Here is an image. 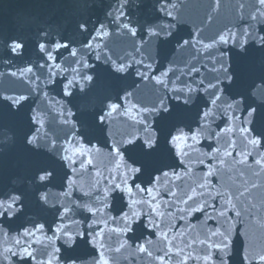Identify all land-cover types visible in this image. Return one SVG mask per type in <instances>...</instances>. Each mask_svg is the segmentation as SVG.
Returning a JSON list of instances; mask_svg holds the SVG:
<instances>
[{
  "label": "water",
  "instance_id": "obj_1",
  "mask_svg": "<svg viewBox=\"0 0 264 264\" xmlns=\"http://www.w3.org/2000/svg\"><path fill=\"white\" fill-rule=\"evenodd\" d=\"M257 9L264 11L259 0H0V199L19 195L22 200L13 216H0V264H66L69 257L77 264H220L222 253L209 247L219 241L211 236L218 228L229 230L228 264H264L259 259L264 256V143L253 146L251 136L240 132L243 103L227 109V103L241 99L239 92L247 93L253 106L264 104V52L252 41L243 57L231 40L203 48L229 31L264 35V16ZM101 24L107 34L97 36ZM155 26H167L171 35H150L148 28ZM14 41L23 45L17 52L11 50ZM57 42L67 50L54 49ZM41 43L54 59L40 51ZM221 53L228 63L251 69L243 81L225 87L229 82L214 71ZM120 64L127 70L117 71ZM29 67L31 72H23ZM84 75L93 80L81 90ZM218 79L222 99L213 105L218 90L208 85ZM69 80L71 95H65ZM187 88L196 90L187 93ZM21 95L27 97L23 107L10 108L5 97ZM161 99L177 108L175 119L157 126V116L140 110L158 107ZM109 103L119 107L101 123L96 117L109 112ZM209 109L212 115L201 120ZM141 120L161 139L170 129H184L187 155L162 147L148 158L143 174H130L125 185V165L144 157L125 151L130 146L122 142L136 136L143 143ZM37 128L39 148L24 139ZM192 132H198L195 141ZM41 168L53 173L46 181L38 179ZM137 184L151 192L137 190ZM133 212L129 231L121 216ZM37 225L44 227L36 231ZM25 229L32 235L24 236ZM64 232L72 236L71 246ZM22 246L33 257L13 255ZM141 246L145 251L138 250Z\"/></svg>",
  "mask_w": 264,
  "mask_h": 264
},
{
  "label": "snow or ice",
  "instance_id": "obj_2",
  "mask_svg": "<svg viewBox=\"0 0 264 264\" xmlns=\"http://www.w3.org/2000/svg\"><path fill=\"white\" fill-rule=\"evenodd\" d=\"M259 5L262 9H264V0H259ZM174 7V6H173ZM160 11H165V8L162 7L160 9ZM257 11L259 12V14L261 16H264V11H260V9H257ZM167 15L171 16L172 12L171 11H167L166 12ZM121 15H123V13H121ZM119 19V17L117 18ZM253 19H256L255 16H253ZM81 28L84 27L83 24L80 25ZM123 28H128L129 25L128 24H124L122 25ZM167 26H155V27H149L148 28V32L150 35L153 36H160V35H171L170 32L165 31V28ZM104 28V25L101 24L100 28L97 30V36H100L101 34L106 35L107 33L102 32ZM159 28V31L157 30ZM131 32L133 35H135L136 33V29H131ZM231 40L232 43L234 44H238L239 48H240V53L238 55H240L241 57L246 56L247 52H248V47H251V45L249 44V41H252L254 44L259 46V50L261 52H264V35H260L258 33H255L254 31H249L248 29H245L242 33V35L238 36L236 33H232L231 31L228 32L227 35L225 34H220L218 37L217 41H213L212 44H203V48L204 49H208L211 47H214L217 43H222V44H227L229 43V41ZM190 42L188 40H184L183 44L187 45ZM246 45L248 47H246ZM89 45H85V47H88ZM23 47V45L21 43L18 42H13L11 45V50L12 52H17L18 50H20ZM54 49H60V48H64L65 50H67L68 45L67 44H61L59 42H57L54 46ZM39 48L41 52H45L47 54V58L49 60L54 59L52 52L47 50V46L44 43L39 44ZM72 56L76 55V49H72L71 53ZM226 54L225 53H221L220 56V61H219V68L218 69H214V71H218L220 73V78L224 81H228L229 84L225 85V87H229L231 85H236L238 83H240L241 81H243L246 76L249 74V72L251 71V69L246 66L243 63H238L235 60L232 63H228L227 60L225 59ZM137 63H142V62H137ZM85 68L89 67V65H87L86 63L83 65ZM43 67V66H42ZM57 67H59V65H57ZM149 68L151 67V65L148 66ZM127 68L124 64H120L117 67V71L120 72H124L126 71ZM32 69L29 67L27 69H24L23 72H31ZM23 72L21 74H23ZM13 75H15V73H13ZM137 75L140 76H144L143 73L138 72ZM167 72L162 73V76H166ZM147 78V77H144ZM262 78H264V76H262ZM75 79V78H74ZM157 79L158 83H163V81L160 78H155ZM93 80V77L91 75H84L79 77V81H80V88L81 90L84 89V82H90ZM203 83V81H201V84ZM219 84H220V79L217 80V82L215 84L210 83L208 85L209 89H213V90H218L215 94V97L212 99L211 103L213 105H215L217 103V101L222 99V95L220 94L222 92V90H219ZM73 86V80H69L67 82V84L64 85V89H65V95H71V87ZM196 89L193 88H187L186 91L187 93H192L193 91H195ZM180 91H185L184 89H181ZM206 91V89H205ZM126 95H130V94H126ZM236 95L240 96L241 99H234L231 101V103H227V109H239L241 103H243L244 105V111L246 112V115L243 118V124L245 125L244 127H241L239 130L242 134H245L246 138L248 136H251V139L248 140V143L255 146V145H260L262 143H264V104H260V105H254V101H251L250 98L247 96V93L244 92H239L236 93ZM27 99V97L21 95V96H9V97H5V100L10 101V105L9 107H14V106H20L21 108L23 107L22 101H25ZM176 99H180L179 96L176 97ZM191 96L189 95L187 98L184 99L183 103L184 104H188L190 102ZM118 104L116 103H109L108 104V109L109 112L104 113L102 115H99L98 117H96V119H98L101 123L106 119L107 116L111 115L112 111H115L118 108ZM176 108L177 106H172L171 108H169L163 99L160 100L159 102V106L158 107H153L151 109H141V112H145L148 113L149 116L155 115L158 117V121H157V126H159V121H165V120H170V119H175V112H176ZM68 115H71V113L69 112ZM212 115V111L211 109L206 110L202 113L200 119L203 121H206L210 116ZM32 119L35 121L36 117L33 116ZM233 120H238L240 119V117L238 116H233L232 117ZM65 123H69V121L65 120ZM141 124H143V132L145 135V139L143 141L142 144H138L137 141V137L133 136L131 139L125 140L122 143L129 145L130 147L125 149V151L128 152H139L144 159H137V160H133V164L132 165H125L127 171L124 174L122 183L127 185L128 183V178L129 175H135V174H143L142 169H144L145 167H147V165L150 163L149 161V157H151L154 153L158 152L161 150L162 147L171 145L172 147H169L167 150L169 152L172 151L173 148L176 149L177 154L178 155H187L186 152H184V147L186 146V142L189 139V134L186 133L184 131V129L182 128H177L175 133H173V131L170 129L167 133V135H164L161 138L158 137L156 129L153 128V126L151 124H149L147 122V120H141L140 121ZM247 125H251L252 127H247ZM257 126H259V128L257 129ZM259 131V135H252V133L254 131ZM39 132L40 129L37 128L36 132L33 133L32 135H28L27 133H25L24 139L26 141L27 145H32L35 146L36 148H39L41 145L39 143ZM197 134L198 132H192L191 133V139L192 140H196L197 139ZM114 147V151L116 153V155L118 156H123V153L121 152L119 147L113 146ZM67 151V150H66ZM63 159L65 160H70L69 156H64ZM257 163H259V161H257ZM136 164H139L140 166H134ZM83 167V165H81ZM40 172L42 174H40L38 176V179L40 181H46L48 180V178L50 176H52V172L47 171L46 168H41ZM168 172H163L161 173V175L163 176H168ZM175 174V173H174ZM138 178V177H137ZM155 181H159L160 180V176H156L154 178ZM201 187H203V185H201ZM121 185L120 184H115L114 185V189H120ZM135 188L139 191L142 192H151V189L148 188H142L141 185L137 184L135 185ZM121 191H123V189H121ZM127 191L129 193H131L132 189L131 187L127 188ZM174 195V193H173ZM241 195H243V193H241ZM193 197L189 196L188 200H191ZM42 200L46 201V196H41ZM19 203H22L21 200V196L19 195H10L7 197V199H0V216H8L11 217L13 216L15 213H17L20 209L17 206ZM185 203H187V201H185ZM198 211H202L203 209H197ZM65 212L68 211V209L64 210ZM137 214L135 212H133L131 214V216H129L128 213H123L121 216V219L124 221L125 224V228H127L129 231L131 230V225L129 224V221L135 217ZM221 216L224 215L223 212L220 213ZM237 215H239V213H237ZM44 227V225H37L34 226L36 231H40L42 230ZM61 229L57 228V231L59 232ZM32 235V231L29 229H25L24 230V236H31ZM81 236L84 235V233H80ZM63 236L66 237V243L71 246V244L73 243V238L71 235H69L67 232L63 233ZM212 237H219V241L218 242H213L211 245H209L210 248L213 249H217L219 251V253H222V255L219 256V261L220 264H228V261L230 259L229 257V250H230V240H229V230L225 229L224 231H221L219 228L215 231L211 233ZM49 239H51L49 237ZM95 240V237H93V241ZM20 242L17 241V244H19ZM203 243V241H202ZM139 251H145V249L143 248V246H141L139 249ZM5 251H10L8 249H6ZM117 251H119V249H117ZM55 252H59V249H55ZM20 255V256H25L27 255L28 257H33V253L29 251L28 247H21L19 253H13V255ZM150 255V253H149ZM5 259H7V257H5ZM205 261L209 260L210 257L209 256H205L204 257ZM245 259L247 260L248 257L245 256ZM260 261L264 262V256H260L259 257ZM48 264H51V260H49ZM66 264H77L76 259L69 257L66 261Z\"/></svg>",
  "mask_w": 264,
  "mask_h": 264
}]
</instances>
